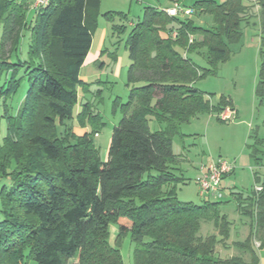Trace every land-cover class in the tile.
<instances>
[{"label": "trees", "instance_id": "obj_1", "mask_svg": "<svg viewBox=\"0 0 264 264\" xmlns=\"http://www.w3.org/2000/svg\"><path fill=\"white\" fill-rule=\"evenodd\" d=\"M255 5L260 33L254 94L264 110V0H255ZM94 7L93 0H49L29 19L25 0H0V75L7 74L0 84L6 126L0 179L12 182L9 190L0 191V264H123L118 246L126 235L133 245L132 264H259L264 176L254 175L260 192L236 198L239 213L251 220V230L243 242L231 246L248 261L222 260L216 247L228 248L230 224L219 215V203L177 201V185L183 180L175 177L180 156L172 148L180 125L230 106L222 98L210 108L192 84L214 74L216 65L228 59L227 43L240 40L242 24L256 17L253 9L241 0H196L190 9L210 16V29L195 26L190 17L170 18L163 10L144 9L125 43L131 89L102 163L92 142L99 122L88 118L86 106L78 117L82 126L88 120L91 132L74 137L68 130L63 135L56 130L71 118L77 88L86 87L79 72L91 46ZM173 24L175 28H169ZM24 32L29 33L27 60L12 62ZM200 51L210 71L200 72L186 57ZM23 80L28 90L10 114L6 103ZM150 122L163 128L151 131ZM250 138L248 156L260 166L264 138ZM202 221L212 223L217 235L199 237ZM110 226L116 228L113 245Z\"/></svg>", "mask_w": 264, "mask_h": 264}, {"label": "rangeland", "instance_id": "obj_2", "mask_svg": "<svg viewBox=\"0 0 264 264\" xmlns=\"http://www.w3.org/2000/svg\"><path fill=\"white\" fill-rule=\"evenodd\" d=\"M195 1L180 0V5L190 8ZM215 1L221 3L224 0ZM173 2L175 3L176 0H93L95 13L91 31L92 41L85 57L87 63H92V70L83 69L84 66H81L82 77L86 71L89 75L84 82L86 87L77 88V100L72 116L64 121L62 127L57 126L56 130L58 135H63L65 130H68L74 137H81L84 133L91 132L93 129L88 120L82 126L78 117L82 108L86 106L88 118L98 119L99 122L95 128L96 137H92V142L102 163L107 160L112 130L122 117L121 105L128 101L131 89L127 85L130 61L125 49L131 28L142 18L145 8L162 11L164 8L171 7ZM241 2L249 9H253L256 17L249 19L247 24H242V36L237 43H227L229 57L216 65L215 73H209L192 84V88L203 95L210 108L217 107L222 98L229 102L230 106L225 109H230L233 117L229 121H223L220 116L222 112L196 115L187 124L179 126V135L173 138L172 148L180 156V162L175 167V177L183 180L177 185V201L196 206H201L204 201L219 203L218 213L229 222L230 231L226 243L228 248L218 245L216 255L222 260L240 257L248 261L247 255H242L241 251L231 246L232 242H243L251 230V220L239 213L237 206L239 200L237 201L236 198L238 195L242 198L250 196L254 187L258 186L255 185L254 175L260 179L264 176V160L260 166H255L252 161H249L248 167L241 168L235 164L234 159L239 154L248 155L247 148L253 142L250 138L252 134L257 138H264L262 124L264 110L258 105L254 94L259 68V11L255 0H241ZM33 16L34 12L29 11V19ZM189 20L195 26L205 29L213 26L211 17L207 15L193 14ZM176 25H170L169 28H175ZM28 44L29 33L24 32L20 38L17 58H13L12 62L16 59L20 62L27 60ZM186 57L199 68L200 72L211 70L204 51L190 53ZM22 76L23 71L16 78ZM6 77L5 72L0 75V84ZM27 90L28 82L21 81L15 95L6 103L10 114H14L20 107ZM2 116L3 106L0 100V142L6 136V126ZM149 127L151 131L163 128L154 122H150ZM218 160L233 163L234 174L231 173L224 180L226 185L220 183V198L201 199L197 195L195 183L199 177L200 168L211 161ZM11 187L12 182L9 178L0 179V191L1 189L7 191ZM109 232V243L113 245L116 228L110 226ZM216 235L217 231L212 223L200 222L199 237ZM254 245L256 247L258 243L254 242ZM132 249L129 235H126L120 240L118 246L123 264H132ZM256 255L258 263L263 264L264 247L261 250L256 249Z\"/></svg>", "mask_w": 264, "mask_h": 264}, {"label": "built area", "instance_id": "obj_3", "mask_svg": "<svg viewBox=\"0 0 264 264\" xmlns=\"http://www.w3.org/2000/svg\"><path fill=\"white\" fill-rule=\"evenodd\" d=\"M29 5V11L36 13L37 11L45 8L49 0H25ZM163 12L170 18H189L193 15V11L190 8L183 7L179 3H173L170 8L163 10ZM171 36L174 38L176 33L173 32ZM192 38L189 37V43ZM221 119L223 121H229L233 117V112L230 109H224L221 111ZM96 137V135L94 136ZM234 170V164L225 161L218 160L216 162L211 161L205 166L200 168L199 177L195 180L197 185V195L201 199H216L220 198L221 192L219 185L222 180L229 176ZM259 186L254 187V192H260Z\"/></svg>", "mask_w": 264, "mask_h": 264}, {"label": "crops", "instance_id": "obj_4", "mask_svg": "<svg viewBox=\"0 0 264 264\" xmlns=\"http://www.w3.org/2000/svg\"><path fill=\"white\" fill-rule=\"evenodd\" d=\"M167 8H170V7H167ZM167 8H164L163 10H165V9H167ZM82 65L84 66V68L83 69H89V70H92V68H91V66H92V63H87V60H83V63H82ZM93 65H94V63H93ZM82 68H80V72H79V79L82 81V82H85L86 80H87V78L89 77V75H87V71L85 72V75L82 77V75H81V72H82V70H83ZM174 152V151H173ZM174 154L175 155H178L179 156V153H177V152H174ZM235 160V164H237L239 167H241V168H245V167H248L249 166V161H251L250 160V158H249V156L247 155V156H244V155H237L236 156V158L234 159ZM233 174H234V170H233V172H232ZM228 177V176H227ZM227 177H225L223 180H222V185L224 184V185H226V181L224 182V180L227 178ZM256 247H258V246H256ZM261 264V263H260ZM264 264V263H263Z\"/></svg>", "mask_w": 264, "mask_h": 264}]
</instances>
